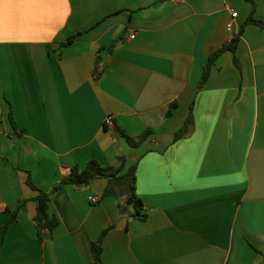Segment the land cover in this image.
<instances>
[{
	"label": "crops",
	"instance_id": "obj_1",
	"mask_svg": "<svg viewBox=\"0 0 264 264\" xmlns=\"http://www.w3.org/2000/svg\"><path fill=\"white\" fill-rule=\"evenodd\" d=\"M253 1L0 0V264H94L106 228L98 264H264V29L245 23L264 21V0ZM241 27L239 65L223 51L199 86ZM145 129L137 146L120 132ZM120 154L136 164L144 218L103 195L105 178L52 191L73 164ZM29 181L50 192L52 231H37Z\"/></svg>",
	"mask_w": 264,
	"mask_h": 264
},
{
	"label": "trees",
	"instance_id": "obj_2",
	"mask_svg": "<svg viewBox=\"0 0 264 264\" xmlns=\"http://www.w3.org/2000/svg\"><path fill=\"white\" fill-rule=\"evenodd\" d=\"M252 3V10L254 7L253 0H246ZM245 23H254L264 29V21L253 17L252 12L247 17ZM243 28L241 27L235 34L231 36L229 41L224 42L218 48L209 53L207 61L204 64L203 72L201 76V82L199 86L206 81L210 74V69L212 64L215 62L216 58L225 50H230L233 53V60L235 64L239 65L238 58L235 55V49L239 37L242 33ZM75 35L69 36L61 44L66 45L73 41ZM175 105L174 102L170 104L167 114L170 113L171 108ZM193 123L191 111L187 115L182 126L176 131L175 139L179 138L183 134L187 133L190 126ZM121 134L127 140L130 145L137 146L142 141H144L150 129H145L139 135L133 137L120 130ZM118 164H101L96 159H90L86 162L83 167H79L77 164H73L69 171L65 173L61 180L54 184L52 191L57 190L63 184L71 183L79 186H86L95 178H105L106 185L103 190V195H112L117 198H124L123 204H126L128 197H131L130 205L133 207L131 214L138 216L140 218L145 217V213H142V201L135 191L136 183V164L129 165L125 167V157L123 154L118 155ZM32 187L38 190L35 200L37 201L36 213L33 216V222L37 228L39 234L45 231H52L58 224V218L54 215H49V200L50 192L44 189L37 188L30 181L28 182ZM108 228L102 230L98 239L92 243V248L94 252V264H98L100 261L101 251H102V239L106 234Z\"/></svg>",
	"mask_w": 264,
	"mask_h": 264
},
{
	"label": "built area",
	"instance_id": "obj_3",
	"mask_svg": "<svg viewBox=\"0 0 264 264\" xmlns=\"http://www.w3.org/2000/svg\"><path fill=\"white\" fill-rule=\"evenodd\" d=\"M175 1H178V0H175ZM236 15V12H232V16H235ZM231 23H228V28L230 29L231 28ZM134 37V34H130L129 35V38H133ZM105 123L109 126H112L114 124V121H113V117L111 115H107L105 117ZM89 200L91 202H96L97 201V197L95 195H90L89 196Z\"/></svg>",
	"mask_w": 264,
	"mask_h": 264
},
{
	"label": "water",
	"instance_id": "obj_4",
	"mask_svg": "<svg viewBox=\"0 0 264 264\" xmlns=\"http://www.w3.org/2000/svg\"><path fill=\"white\" fill-rule=\"evenodd\" d=\"M130 202H131V197H128L126 203H127V204H130Z\"/></svg>",
	"mask_w": 264,
	"mask_h": 264
}]
</instances>
